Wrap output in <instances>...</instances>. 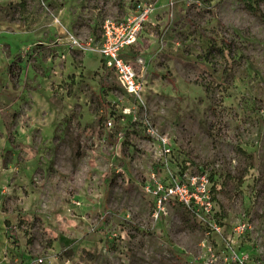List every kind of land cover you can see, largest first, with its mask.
<instances>
[{
	"label": "rangeland",
	"instance_id": "374dc122",
	"mask_svg": "<svg viewBox=\"0 0 264 264\" xmlns=\"http://www.w3.org/2000/svg\"><path fill=\"white\" fill-rule=\"evenodd\" d=\"M137 4L152 9L132 49L142 104L69 44L94 45ZM142 118L175 173L209 174L220 234L175 203L152 219L144 184L164 181L163 156ZM233 254L264 264V0H0V264Z\"/></svg>",
	"mask_w": 264,
	"mask_h": 264
},
{
	"label": "built area",
	"instance_id": "2783aa9c",
	"mask_svg": "<svg viewBox=\"0 0 264 264\" xmlns=\"http://www.w3.org/2000/svg\"><path fill=\"white\" fill-rule=\"evenodd\" d=\"M151 13L150 7L137 4L133 11L122 20H106L101 28L98 41L94 45L80 42L77 38L69 40L71 48L98 57L104 67L114 74L119 86L137 104L143 103L145 84L139 73L142 60L134 58L132 49L144 25L148 23ZM133 121L137 122V118L135 117ZM139 122L144 124L147 135L155 137L154 130L146 118H142ZM108 126L111 127V123H108ZM155 139L161 149L160 157L163 156L160 163L164 181L156 179L153 173L149 181L144 184V191L152 202V219L155 221L161 219L166 214L167 206L175 203L187 211L199 224L206 227L209 232L220 234L221 227L214 220V186L209 174L200 169L195 173H190L187 169L175 173L170 166L172 152L169 140L166 137L157 136ZM246 229V225L243 224L236 229V232L241 235ZM247 262V256L233 254L229 264Z\"/></svg>",
	"mask_w": 264,
	"mask_h": 264
},
{
	"label": "trees",
	"instance_id": "16d2710c",
	"mask_svg": "<svg viewBox=\"0 0 264 264\" xmlns=\"http://www.w3.org/2000/svg\"><path fill=\"white\" fill-rule=\"evenodd\" d=\"M247 10L250 12V13H255L256 12V8H253L252 6H248L247 7ZM5 225H6V235L8 237H10V233H9V228H10V225L8 222H5Z\"/></svg>",
	"mask_w": 264,
	"mask_h": 264
}]
</instances>
